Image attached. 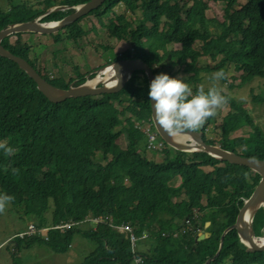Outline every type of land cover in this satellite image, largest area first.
Returning a JSON list of instances; mask_svg holds the SVG:
<instances>
[{
  "label": "trees",
  "instance_id": "16d2710c",
  "mask_svg": "<svg viewBox=\"0 0 264 264\" xmlns=\"http://www.w3.org/2000/svg\"><path fill=\"white\" fill-rule=\"evenodd\" d=\"M88 1L42 0L40 11L25 3L11 5L0 10V31L31 22L49 8L75 7ZM210 1L224 4L221 21L207 18ZM243 1L192 0L184 11L176 0H105L88 15H94L110 36L127 41L132 50L130 58L142 60L154 77L183 72L187 74L183 82L191 86L200 81L199 73L204 70H223L226 75L233 66L241 72V82L246 83L254 78L264 79V0ZM119 3L130 11L140 9L146 25L133 28L120 16L105 25L100 19L112 13ZM72 12L73 9L53 11L39 22H57ZM81 19L62 29L66 40L77 42L84 36L85 31L79 26ZM159 32L167 47L161 55L155 44ZM54 39L56 42L51 45L60 48L52 52H61L62 40ZM195 42L200 43L197 50ZM1 45L26 60L46 82L59 89L78 86L95 75L56 83L30 60L29 44L14 46L7 36ZM174 45L179 48L174 49ZM201 57H209L214 66H198ZM117 60L120 58L112 59ZM138 86L143 87L142 101L136 105L133 92ZM192 89L195 93L198 88ZM148 93L147 79L137 71L119 92L51 103L24 71L0 56V142L15 149L11 156L0 149V193L13 196L10 204L14 212L37 229L68 221L88 225L84 222L88 214L103 219L102 223L89 224L91 229H83L81 224L65 231L50 229L46 239L38 235L15 237V248H29L37 243L55 254H64L77 235L91 245L79 264H133L135 254L143 258L142 264H264V251L247 252L233 229L223 234L235 222L259 176L204 152L174 150L163 141V160L146 159L141 152L146 151L147 136L136 127L134 119L140 113L144 115L141 119L150 126L149 133L158 136L150 118ZM226 97L230 110L222 118L219 140L215 143L202 136L203 141L264 161V130L242 103ZM250 98L253 103L264 102L261 95L251 93ZM115 102L127 105L117 113ZM126 113L130 115L125 116ZM123 125L129 130L130 145L117 150L114 141ZM242 126L252 133L247 137H228ZM199 131L204 135V127ZM252 142L255 143L251 145ZM206 167L211 170L204 171ZM174 179L180 181L177 186L171 185ZM205 222H209L203 231L207 237L197 241L194 233ZM109 223L129 225L136 236L146 232L143 249L133 253L128 238ZM252 230L255 237H264L262 208L253 215ZM11 264H22L15 253Z\"/></svg>",
  "mask_w": 264,
  "mask_h": 264
},
{
  "label": "rangeland",
  "instance_id": "374dc122",
  "mask_svg": "<svg viewBox=\"0 0 264 264\" xmlns=\"http://www.w3.org/2000/svg\"><path fill=\"white\" fill-rule=\"evenodd\" d=\"M41 1L42 0H0V10H7L11 5L25 3L27 5L33 6L34 9L40 11L42 9ZM176 1L184 11L192 3V0ZM238 2L242 4L244 1L238 0ZM207 4V18L221 21L224 18V4L211 1ZM235 8L238 7L235 6ZM230 11L231 10L229 9L227 10V12ZM116 16H120L122 17V19L130 22L133 28L141 25H146L141 19L142 14L140 12V9H134L133 11H130L121 3H119L113 9L112 13L104 15L100 20L106 25L108 24V21L110 19H114L116 21ZM79 26L85 31V34L77 42L66 40V33L62 29L53 34H49L48 37H44L46 35L41 36L39 34L28 32L16 33L8 37L9 42L14 46H18L24 42L29 44L31 46V50L29 53L30 60L34 62V64L42 74H46L56 83H67L70 79H77L80 76L89 78V75L92 73L95 74L94 76L96 77L100 73V70H102L106 66H110L112 59H129L131 57L132 50L130 49L129 43L127 41L117 40L114 37L110 36L106 27L101 26L98 22V19L94 15H86L79 21ZM161 36L162 34L159 32V34L155 38L156 49L160 55L167 50V47L162 42L163 39L161 38ZM54 38L62 40V46L64 48L61 52H52L54 48H60V46L55 47L51 45L52 43L56 42ZM193 46L197 50L199 49L200 43L195 42ZM172 47L174 49L179 48L178 45H174ZM214 63L215 62L211 61L209 57H201L198 59V66L200 67L208 66L211 68L214 66ZM215 72L216 71L207 72L205 70L200 72V81L194 85H191V87L198 88L201 84H204L205 90H207V88L212 83L210 77ZM170 77L181 78L184 81V79L187 77V74L178 72ZM97 85L99 84H96L95 86ZM219 87L223 90V95L233 98L236 102L242 103L244 107L248 109V112L253 117L255 123L264 130V102L253 103L250 98L251 93L253 95H261L264 97V79L254 78L249 82L242 83L241 72L235 70L233 66H230L225 75V82H222V80L219 81ZM142 90V86H138L134 89L133 99L136 101V105H139L142 101ZM113 105L115 106V110L117 111V113H119L127 104H120L115 102ZM229 110L230 108L228 106V103L219 108L217 110V114L214 117L208 119L203 126L204 135L202 134V136L216 143L220 138L222 118ZM140 114H138L137 116L139 118L134 119V122L140 123L137 126H139L140 130H142L143 134L149 133L150 126H147L146 121L144 119H141L144 115ZM128 115L130 114L126 113L125 116ZM121 119L124 120V116H121ZM126 127V125H123L121 127L120 136L114 141V145L117 150H124L130 145V139L128 138L129 130ZM251 133L252 131L250 130V128H248L247 126H242L241 128L232 130L229 133L228 137L232 139L247 137ZM159 143L164 144L162 140L158 138V136H156V139L153 142L154 147H152V143H148L147 137L146 151H142L141 155H143L149 161L161 162L165 157V154L163 152V148L159 146ZM254 143L255 142H252L251 145ZM98 158L99 156L96 155L95 159L98 160ZM203 169L204 171L211 170V168L209 167ZM179 183V179H174L171 182V185L177 186ZM93 218L94 217L91 214H88L85 217L84 221L88 222ZM65 223H73V225L81 224L79 222L76 223L71 221ZM88 225L81 224L80 227L83 229H91L89 227L90 225ZM32 226L33 224L31 222L24 221V219H21L19 215L14 212L11 204L7 206L4 213L0 214V264H11L12 253H15V255L21 260L22 264H79L82 261L84 255H86L90 251L91 245L77 235L74 236L72 244L64 254H55L51 250H48L44 246H41L37 243H34L29 248L26 247L17 250L14 243L15 237L26 239L27 237L38 235L43 239L47 238V231L44 235L35 233L30 236H26L25 232L28 231V229H30ZM207 227V225L200 224L198 229L194 233L196 237H205L206 233H204L203 231ZM41 228L47 230V227ZM92 229L94 230L95 228ZM143 235H145V237L141 238ZM135 237H139V239L131 248L136 251L137 249H140L141 251L143 249L142 247H144L143 242H145L148 238L147 233L144 232L140 236L135 235Z\"/></svg>",
  "mask_w": 264,
  "mask_h": 264
},
{
  "label": "water",
  "instance_id": "95a60500",
  "mask_svg": "<svg viewBox=\"0 0 264 264\" xmlns=\"http://www.w3.org/2000/svg\"><path fill=\"white\" fill-rule=\"evenodd\" d=\"M105 2V0H90L84 4L75 6V7H69V6H55L52 8L47 9L39 18L31 21V22H25L20 24H14L6 27L5 29L0 31V56L6 59L11 60L14 62L19 69L24 71L28 77H30L34 83L36 84L37 90L51 103H59L61 101H64L68 98H78V97H85V96H99L103 94H110V93H116L122 90V88L125 86L126 82L129 80L131 75L134 72L141 71L143 72L144 76L147 79L148 84V92L150 90V84L152 80L155 78L151 69L140 59H120L117 61H113L110 63V65L113 67V69L117 72H123L122 76H118V79L120 80V83L118 86L113 87H106L104 83H98L99 85L90 87L87 84V80L78 85L73 86L70 85L67 89H59L57 87H54L53 85L46 82L37 72L35 69L32 68L28 64V62L22 58H19L17 56H14L10 52H8L6 49L3 48L1 45V41L3 38L10 36L12 34L16 33H35L39 35H49L57 32L58 30L63 29L65 26L76 22L78 19L88 15L91 11L97 9L99 6H101ZM68 9H73V12L67 16H65L60 21H57L58 23L53 27H46L45 24L47 23H41L39 22L40 18L43 16L53 12V11H64ZM95 77V76H94ZM93 77V78H94ZM92 78V79H93ZM91 80V79H90ZM150 102V118L154 127L155 132L157 135L161 138V140L170 148L182 151V152H204L211 157H214L220 161H226L230 164L242 166L245 168H248L255 174L259 176V181L257 185L255 186L253 192L249 196L246 201H244L243 205L238 211V214L235 218V222L233 225L228 227L223 234H225L228 230H235L237 233L239 240L246 245V251L247 252H256V251H264V245L258 246L255 244L254 240L256 237L254 236L253 230H252V219L250 221V226L248 227V230H242L238 226V221L241 215V212L248 208V207H254L256 206L255 212L262 208L264 211V161L263 160H257L254 158L244 157L237 153L229 152L226 150L221 149L220 147L216 145L207 144L202 139V133L201 132H195L190 133V136L194 137L195 143H197V147L199 146V149H196L192 151L190 147H186L189 144H179L176 143L173 139V137H170L166 132H164L159 125L156 123L154 119V109L152 106L154 105V101H152L149 97ZM253 214V215H254ZM204 225H209V222H205ZM207 235V234H206ZM223 236V235H222ZM222 236L219 243L218 249L221 247L222 244ZM207 236H202L200 238H197V241L202 240L206 238ZM246 242L248 244H246Z\"/></svg>",
  "mask_w": 264,
  "mask_h": 264
},
{
  "label": "clouds",
  "instance_id": "9594fccd",
  "mask_svg": "<svg viewBox=\"0 0 264 264\" xmlns=\"http://www.w3.org/2000/svg\"><path fill=\"white\" fill-rule=\"evenodd\" d=\"M225 78L223 70L211 75V85L205 90L201 84L196 92L181 78H172L167 74H158L150 84L149 97L154 101V119L159 127L170 137L181 138L198 132L208 119L217 114V110L228 103L222 94L219 81ZM92 79V78H91ZM90 80V79H87ZM120 83L115 80L116 86ZM0 149L6 156L14 154L15 149L0 142ZM14 200L13 196L0 193V214ZM48 232V231H47Z\"/></svg>",
  "mask_w": 264,
  "mask_h": 264
},
{
  "label": "bare ground",
  "instance_id": "6f19581e",
  "mask_svg": "<svg viewBox=\"0 0 264 264\" xmlns=\"http://www.w3.org/2000/svg\"><path fill=\"white\" fill-rule=\"evenodd\" d=\"M58 22H53V23H47L45 24L46 27H53L57 24ZM123 75V72H117L113 69V67L110 65V66H106L104 67L102 70H100V73L94 77L92 80H89L87 82V84L90 86V87H93L94 85L102 82L104 83V85H106V87H113L115 86V80L118 79V76H122ZM152 122V121H151ZM140 123H137L136 122V127L139 128V125ZM153 125V124H152ZM142 126V125H141ZM148 132V131H147ZM157 134V133H156ZM146 136L148 138H150L149 136L153 137V142L155 141L156 137H155V134H149V133H146ZM189 137V138H188ZM174 141L176 143H179V144H189L188 146L186 147H190L192 149V151L196 150V149H199L200 147L198 146L197 147V143H195V138L188 135V136H184V137H181V138H173ZM159 146L162 147V144L159 143ZM152 147H154L152 145ZM150 147V148H152ZM219 147V146H218ZM256 206L254 207H248L246 209H244L242 212H241V215H240V218H239V221H238V226L240 227V229L242 230H245L247 231L248 230V227L250 226V221L251 219L253 218V214H254V211L256 210ZM207 236V235H206ZM255 244H257L258 246H263L264 245V237H261V238H256L254 240ZM246 244H248L246 242ZM131 245V244H130ZM132 252L135 253V250L132 249ZM135 256L137 258H139L142 263H143V258L141 256H138L135 254Z\"/></svg>",
  "mask_w": 264,
  "mask_h": 264
},
{
  "label": "built area",
  "instance_id": "2783aa9c",
  "mask_svg": "<svg viewBox=\"0 0 264 264\" xmlns=\"http://www.w3.org/2000/svg\"><path fill=\"white\" fill-rule=\"evenodd\" d=\"M152 140H153V137L148 138V143L149 144L152 143V145H153V141ZM84 222H86V221H84ZM88 222L90 224H98V223H102L103 219H101L100 217H94L91 221H88ZM72 225H73V223H62L60 225L47 228V230H44V228L35 229L32 226L30 229H28V231L25 232V235L26 236H30V235L35 234V233H39V235H44L45 232L48 231L49 229H58V230H61V231H65V229H68ZM109 225L113 229H115L118 232L124 234L128 238V240L130 241L131 247H133L134 243L139 239V237H135L133 229L129 225H126V224L112 225L111 223H109ZM144 237H145V235H143L141 238H144ZM133 262H134V264H142V261L139 258H137V257H134Z\"/></svg>",
  "mask_w": 264,
  "mask_h": 264
}]
</instances>
